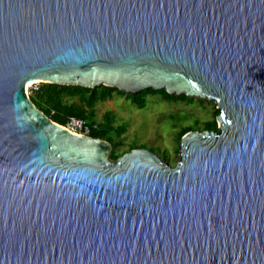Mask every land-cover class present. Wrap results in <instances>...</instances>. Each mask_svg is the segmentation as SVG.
Instances as JSON below:
<instances>
[{"label":"water","instance_id":"1","mask_svg":"<svg viewBox=\"0 0 264 264\" xmlns=\"http://www.w3.org/2000/svg\"><path fill=\"white\" fill-rule=\"evenodd\" d=\"M29 80L205 98L218 131L111 160ZM0 264H264V0H0Z\"/></svg>","mask_w":264,"mask_h":264},{"label":"rangeland","instance_id":"2","mask_svg":"<svg viewBox=\"0 0 264 264\" xmlns=\"http://www.w3.org/2000/svg\"><path fill=\"white\" fill-rule=\"evenodd\" d=\"M39 83H32L27 88L28 96L31 89ZM145 106L138 108L125 96L116 93L95 105V124L102 121V115L110 112L112 126H124L121 136L111 133L114 150L127 153L134 146L143 148L157 155L170 167L179 161L178 135L182 129L192 127V131H203L205 122L212 120L217 110L213 101L196 98L191 103L186 101H165L160 94L145 96ZM76 99L65 98L67 103ZM218 126V125H217ZM106 141V140H105Z\"/></svg>","mask_w":264,"mask_h":264},{"label":"trees","instance_id":"3","mask_svg":"<svg viewBox=\"0 0 264 264\" xmlns=\"http://www.w3.org/2000/svg\"><path fill=\"white\" fill-rule=\"evenodd\" d=\"M118 94L125 96L138 108H143L145 106V96L148 94H160L162 99L165 101H186L191 103L194 97H188L184 94L181 95H171L164 90L153 91L151 89H146L138 92L137 94L130 95L125 94L113 87L98 86L95 88H88L83 86L75 85H59V84H46L39 83L37 88L31 89L29 100L37 109L48 117L54 123L61 126L66 124V121L70 117H75L86 121L89 124L95 123V105L99 102H103L109 99L112 94ZM76 99L73 103H67L65 98ZM219 111H215V115L212 120L207 121L203 125V131H218V126L216 122V117ZM113 118L110 112H106L102 115V121L97 123V128L90 133V137L106 140L112 145V151L109 155L111 160H116L121 156V153H117L114 150V144L112 142L111 133L114 132L116 136H121L124 133L125 127L112 126ZM194 130L192 127H187L181 130L178 135V139L181 138L185 133ZM136 149L132 146L130 150Z\"/></svg>","mask_w":264,"mask_h":264},{"label":"built area","instance_id":"4","mask_svg":"<svg viewBox=\"0 0 264 264\" xmlns=\"http://www.w3.org/2000/svg\"><path fill=\"white\" fill-rule=\"evenodd\" d=\"M62 127L68 130L71 134L90 137V133L97 128V125L95 123L89 124L79 118L70 117Z\"/></svg>","mask_w":264,"mask_h":264},{"label":"bare ground","instance_id":"5","mask_svg":"<svg viewBox=\"0 0 264 264\" xmlns=\"http://www.w3.org/2000/svg\"><path fill=\"white\" fill-rule=\"evenodd\" d=\"M34 82H36V81L29 80V81L27 82V84H26V89L29 87L30 84H32V83H34Z\"/></svg>","mask_w":264,"mask_h":264}]
</instances>
